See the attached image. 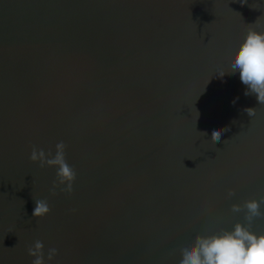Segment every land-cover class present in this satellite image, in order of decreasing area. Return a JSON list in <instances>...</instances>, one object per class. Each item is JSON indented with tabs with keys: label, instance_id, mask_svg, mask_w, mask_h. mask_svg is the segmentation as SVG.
<instances>
[{
	"label": "water",
	"instance_id": "1",
	"mask_svg": "<svg viewBox=\"0 0 264 264\" xmlns=\"http://www.w3.org/2000/svg\"><path fill=\"white\" fill-rule=\"evenodd\" d=\"M250 26L264 0H0V264H31L36 241L45 264H178L197 234L244 224L264 104L229 61ZM61 141L70 193L29 159Z\"/></svg>",
	"mask_w": 264,
	"mask_h": 264
},
{
	"label": "clouds",
	"instance_id": "2",
	"mask_svg": "<svg viewBox=\"0 0 264 264\" xmlns=\"http://www.w3.org/2000/svg\"><path fill=\"white\" fill-rule=\"evenodd\" d=\"M256 24V23H255ZM231 74L239 75L240 82L246 86L244 95H255L259 104H264V31L249 27L243 39L232 54L229 61ZM216 73L223 76L224 71ZM238 99V98H236ZM236 99L232 103L235 104ZM244 111L250 117L255 115V109L246 108ZM227 127L211 128V138L218 141ZM65 144L61 141L55 145V154L45 153L42 149L33 148L29 159L38 162L41 167H53L56 169V182L53 184V192L60 187L62 192L70 193L75 179L74 169L65 159ZM231 189L228 196L233 195ZM264 203V197L260 200L250 199L244 202V220L242 224L237 222L229 229H221L209 235L197 234L192 242L184 243L180 249L178 264H264V233L257 234L251 230V223L255 218L264 216L260 206ZM241 206L232 205L233 212H240ZM50 211L45 200H35L32 211L34 218H40ZM43 244L36 241L27 249L29 257H33L31 264H45L42 253ZM56 255V249L48 250L47 259L51 261Z\"/></svg>",
	"mask_w": 264,
	"mask_h": 264
}]
</instances>
